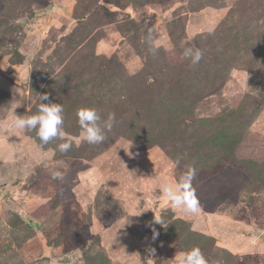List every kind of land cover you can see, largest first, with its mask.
I'll use <instances>...</instances> for the list:
<instances>
[{
  "label": "rangeland",
  "instance_id": "rangeland-1",
  "mask_svg": "<svg viewBox=\"0 0 264 264\" xmlns=\"http://www.w3.org/2000/svg\"><path fill=\"white\" fill-rule=\"evenodd\" d=\"M43 93L67 153L14 126ZM85 107L115 113L100 144H76ZM189 167L197 215L162 190ZM194 247L264 264V0H0V264H176Z\"/></svg>",
  "mask_w": 264,
  "mask_h": 264
},
{
  "label": "clouds",
  "instance_id": "clouds-1",
  "mask_svg": "<svg viewBox=\"0 0 264 264\" xmlns=\"http://www.w3.org/2000/svg\"><path fill=\"white\" fill-rule=\"evenodd\" d=\"M148 39L151 42V33H149ZM152 50L154 49L150 47V51ZM182 57L190 60L191 66H196L202 60L203 52L198 48L186 47L183 50ZM148 83H152L151 77ZM121 99H125V97H121ZM48 100L47 93L38 94L39 107L37 113L30 116H16L14 126L27 131L36 130L42 145L47 144L54 138L60 139L62 142L58 145V151L67 153L73 147V138L62 127L64 108L59 103H43V101ZM76 115L81 128L80 139L76 141L77 145L81 141L90 145L102 143L107 138L106 132H110L115 124V113H109L106 119H102L99 110L95 107L81 108ZM195 176L196 169L189 167L177 185L164 184L162 189L175 207L189 215H197L200 212L199 202L191 191ZM52 178L61 180L63 177L60 172H53ZM156 222L161 223L158 220ZM176 264H208V261L200 248L194 247L181 255L176 260Z\"/></svg>",
  "mask_w": 264,
  "mask_h": 264
}]
</instances>
